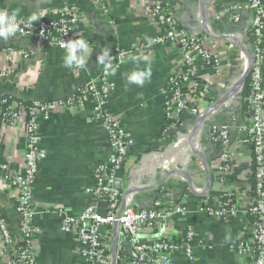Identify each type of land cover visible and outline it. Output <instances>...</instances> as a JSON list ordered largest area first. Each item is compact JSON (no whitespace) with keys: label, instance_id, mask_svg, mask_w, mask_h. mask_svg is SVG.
I'll use <instances>...</instances> for the list:
<instances>
[{"label":"crops","instance_id":"crops-1","mask_svg":"<svg viewBox=\"0 0 264 264\" xmlns=\"http://www.w3.org/2000/svg\"><path fill=\"white\" fill-rule=\"evenodd\" d=\"M66 3L79 6L83 16L76 28L79 36L91 44L86 67H64L66 51L32 35H17L7 40L0 38V70L7 67L12 70L9 76L0 79V98L10 96L27 104L64 99L76 94L92 75L106 76L111 107L122 119L131 139L130 156L116 181L122 193V207L130 204L146 207L159 196L161 187H166L190 210L186 220L178 218L175 221L170 234L146 230L144 238L178 237L190 223L204 239L203 244L198 239L195 245L199 264H251L248 256L236 248L237 241L248 237L250 222L247 216L236 212L221 217L206 211L207 201L218 206L221 199L234 191L249 192L252 188L249 174L253 161L251 146L243 143L244 134L239 130L248 122L242 113L243 89L236 90L243 75V48L253 54V44L247 35L252 14L243 7L244 1L168 2L167 7L173 10L179 25L188 33L205 36L207 45L221 54L222 62L218 69L202 62L197 65L196 79L209 89L210 102L202 109L197 106L198 111L188 107L183 114V125L175 126L167 133L164 131V90L170 72L181 62L178 50L157 44L149 50L130 52L123 64L113 67L116 69L114 74L111 70L105 72L104 65L97 61L105 50H110L114 59L118 47L126 48L157 34L153 20L142 13L148 5L147 0H108L105 8L93 0H0V11L6 10L9 14L16 11V19H23L40 12H56ZM235 14L239 20H235ZM262 44L264 46V40ZM8 48L31 50L35 56L23 59L13 50L7 51ZM133 71H150L151 74L141 86L129 83L128 76ZM262 74L264 92V59ZM226 97L227 100L222 102ZM201 112L205 113L204 119L194 137L200 156L183 132L189 133L197 126L203 117ZM214 125L227 126L231 143L233 168L222 181L217 180L214 171V164L223 149L220 143L210 139ZM39 127L42 136L40 167L33 190L36 264H86L79 253L77 234L60 229L59 210L64 208L69 214L78 215L92 202L85 188L93 182L95 166L112 153L108 136L91 121L89 106L58 109L49 120H42ZM25 138L24 122L7 124L0 120V160L9 162L12 170H18L23 164ZM177 138L182 145L174 152L176 162L168 165L157 154L173 146ZM207 171L210 184H207ZM206 185L207 192L201 193ZM16 204L14 186L2 181L0 207L11 233L18 237ZM116 231L117 228H113L108 239L113 248L109 264L138 258L130 247L117 250L114 258ZM6 257L0 247V264H5ZM172 260L173 264H188L181 250L173 253Z\"/></svg>","mask_w":264,"mask_h":264},{"label":"built area","instance_id":"built-area-1","mask_svg":"<svg viewBox=\"0 0 264 264\" xmlns=\"http://www.w3.org/2000/svg\"><path fill=\"white\" fill-rule=\"evenodd\" d=\"M101 8H105L108 0H93ZM148 5L142 13L153 20L157 26V34L149 40L133 42L126 48H117V55L111 60L112 66L123 64L126 55L133 51L149 50L153 46L170 45L181 55V62L170 72L165 93V133L175 126L183 125V114L187 110L186 101L194 102L202 109L210 102V92L196 79L197 65L202 62L214 68H220L222 57L207 45V38L188 33L180 27L173 10L168 9L170 0H147ZM244 8L252 14V30L254 35L253 55L255 63L250 73L251 92L248 98L246 125L240 127L244 134L243 143L251 146L256 167L249 174L255 177V193L234 191L221 199L218 206L207 201L206 211L221 217L240 212L244 216H253L250 221L249 234L246 240L237 241L236 248L241 254L248 256L251 264H264V92L262 66L264 59V0H243ZM58 15V19H49L47 15ZM39 19L31 21V17L16 19L19 27L17 35H32L38 40L65 50L62 42L81 38L77 24L82 19L79 6L66 3L60 10L36 15ZM235 20L239 16L235 14ZM66 33V34H65ZM12 36L11 38H14ZM89 50L91 44L88 41ZM23 59L35 56L34 51L8 48L7 51ZM86 61V56H85ZM246 57L242 59L243 72L246 68ZM78 69V68H77ZM106 72V71H105ZM12 73L10 67L0 70V79ZM186 87V88H185ZM110 86L106 76L92 75L88 81L78 88L76 94L64 98L47 101H36L30 104L16 100L10 96L0 99V120L7 124L24 122L25 150L23 164L18 170H12L9 162L0 160V183L13 185L16 195V208L19 221V236L15 237L8 227L0 207V247L6 254L5 264H36L37 244L36 229L33 223L34 183L39 173L40 122L49 120L54 112L63 108H91V121L100 126L107 134L111 155L99 162L93 171V182L85 188L91 196L90 202L78 214H69L64 208L59 210L60 229L63 232L77 234L79 253L86 264H109L113 248L109 236L113 228H117V250L133 248L138 258L123 260L125 264H173L172 255L178 250L184 252L188 264H199L195 253V245L204 239L197 234L195 227L187 223L178 237L162 239L153 237L145 239L146 230H170L178 218L186 220L190 213L188 205L178 201L173 192L161 187L159 196L146 207H134L132 204L122 207V193L116 184L117 178L126 166L130 156L131 139L120 116L110 104ZM189 138V133L183 132ZM188 136V137H187ZM185 139V140H186ZM212 141L218 142L223 149L214 164L218 181L233 168L230 150V137L227 126H212ZM172 145L157 154L160 160L168 165L175 163L174 152L182 144L177 138ZM253 184V182H252ZM5 187H7L5 185ZM243 202V203H242ZM206 203V202H205ZM168 236V235H167Z\"/></svg>","mask_w":264,"mask_h":264},{"label":"clouds","instance_id":"clouds-1","mask_svg":"<svg viewBox=\"0 0 264 264\" xmlns=\"http://www.w3.org/2000/svg\"><path fill=\"white\" fill-rule=\"evenodd\" d=\"M17 12L13 11L9 14L6 10L0 11V38L5 40L12 36H15L19 31V27L16 23ZM31 21H37L39 18L36 15L31 16ZM66 34V33H65ZM153 41L149 40V44ZM61 47L66 49V54L64 56L63 66L66 68H85L86 61L85 56L89 54V44L88 41L83 38H77L69 40L68 42H62ZM110 50H105L101 55L98 56V63L104 65V70L107 72L111 70L114 74L116 69L113 68L111 63ZM130 59H135V57H130ZM150 71H133L128 76L129 83H135L138 85H143L146 78L150 76Z\"/></svg>","mask_w":264,"mask_h":264},{"label":"water","instance_id":"water-1","mask_svg":"<svg viewBox=\"0 0 264 264\" xmlns=\"http://www.w3.org/2000/svg\"><path fill=\"white\" fill-rule=\"evenodd\" d=\"M243 50L245 51V57H246L247 64H246V68H245V70H244V72H243V75H242L241 81L239 82V84H238V86H237V89H236V90L240 89V91L243 89L244 84H245L247 78L250 76V73H251V71H252L253 65H254V63H255V57H254V55H253L251 52H249V50H247L246 48H243ZM236 92H238V91H236ZM227 98H228V97L224 98V99L222 100V102H225V101L227 100ZM186 105H187V107H189V108H195L196 111H198V110H197V106L195 105L194 102L186 101ZM201 113H202V112H201ZM202 115H203V117H201V119H200L199 123L197 124V126H195L194 129H193V130L190 132V134H189V143L191 144L192 148H194L195 152L198 153L200 156H201V151H200L199 148H197V147L194 145V137H196V135L198 134L199 124H200L201 121L204 119V115H205V113H202ZM201 158H203V157H201ZM202 160H203V159H202ZM203 163H204V166H205V168H206V170H207V164H206L205 160H203ZM207 172H208V171H207ZM209 179H210V174H209V172H208V173H207V180H208V183H207V184H210V183H209V182H210ZM206 192H207V185H206L205 190H203L201 193H206ZM116 242H117V240H116L115 243H114V258H116V255H117V244H116ZM115 260H116V259H115ZM118 264H119V263H118ZM120 264H125V262H123V263L120 262Z\"/></svg>","mask_w":264,"mask_h":264},{"label":"trees","instance_id":"trees-1","mask_svg":"<svg viewBox=\"0 0 264 264\" xmlns=\"http://www.w3.org/2000/svg\"><path fill=\"white\" fill-rule=\"evenodd\" d=\"M58 18H59L58 15H53L49 19L54 20V19H58ZM247 35H248V38L251 40L252 44H254L255 38H254V35H253L252 27H250L249 31L247 32ZM250 92H251V82H250V76H249L247 78V81H246L245 86L243 88V92L241 94L242 113H243L244 116L246 115V112L248 110V98H249ZM255 167H256V163H255V161L253 159L252 164H251V168L253 169V171H254ZM254 181H255V177L253 176V184H252V188H251L252 195H254V193H255V186H254L255 184H254ZM249 219H250V221L253 222L255 218L253 216H249Z\"/></svg>","mask_w":264,"mask_h":264}]
</instances>
